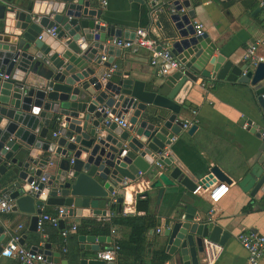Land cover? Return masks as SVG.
I'll return each mask as SVG.
<instances>
[{
    "label": "water",
    "instance_id": "95a60500",
    "mask_svg": "<svg viewBox=\"0 0 264 264\" xmlns=\"http://www.w3.org/2000/svg\"><path fill=\"white\" fill-rule=\"evenodd\" d=\"M172 5L174 12L167 15L171 30L165 36L179 68L142 82L128 70L111 72L109 79L96 75L105 40L128 36L118 27L99 26L96 0H0V192L13 201L12 212L28 216V232L40 235L36 221L43 206L62 209L64 217L90 213L103 218L116 186L143 177L155 191V205L163 194L179 195L181 203L169 212L162 232L165 251L179 264H201L203 238L220 246L229 238L209 215H196L180 189L191 193L197 185L206 188L214 179L229 183L230 178L215 164L192 173L172 153L164 155V148L180 131L179 101L197 79L246 87L264 126V64L250 68L215 54L205 34L195 36L188 0ZM52 28L53 36L45 34ZM112 49L106 47L108 55ZM109 60L102 67L109 68ZM28 73L36 79L27 81ZM109 116H125L128 127L121 129ZM50 121V128L63 124L54 141L47 138ZM246 125L256 137L263 133L250 121ZM195 130L192 125L186 133ZM50 158L54 171L43 174ZM263 159L264 151L255 168L237 173L242 192L264 193ZM40 176L46 182L28 193V184ZM63 229L61 219L57 230ZM109 240L78 236L77 264H104L94 255ZM29 250L48 264L68 263L47 243Z\"/></svg>",
    "mask_w": 264,
    "mask_h": 264
},
{
    "label": "crops",
    "instance_id": "0c3cea01",
    "mask_svg": "<svg viewBox=\"0 0 264 264\" xmlns=\"http://www.w3.org/2000/svg\"><path fill=\"white\" fill-rule=\"evenodd\" d=\"M141 3L129 0H105V5L101 6L96 0V7L100 9V24L118 27L122 32L133 34L136 29H146L158 43L167 48L165 33L171 30V25L167 15L168 8L178 0H141ZM192 9L193 18L191 21L198 22L202 26V34H205L210 43L215 45V54L221 55L225 60H230L234 64L242 65V57L246 43L256 41L264 37V0H188ZM184 13V10L181 12ZM108 40H105V43ZM104 43V44H105ZM258 54L263 57L264 47L258 49ZM105 56V61H111L109 68L102 67V63L95 66V73L104 79L108 69L113 67L112 72L130 71L139 81L147 82L150 79L159 78L155 70L149 65V53L142 49L136 54H130L124 50L113 48L108 55L103 45V51L99 57ZM36 78L29 73L27 81ZM199 79L193 86L181 96L180 109L176 116L179 123L192 121L196 130L187 135L186 131L180 130L169 147L164 148V155L172 153L178 161L182 162L190 172L204 173L210 165H217L229 178L230 182H219L217 179L212 184L218 182L228 186L226 194L211 206L206 194L200 191L196 195L180 189L183 193L184 203L190 205L196 215H209L210 220L219 225L229 234V238L222 246L221 255L216 264H245L246 254L236 240V235L240 231H253L264 237V193L242 192L236 185V175L238 172H245L250 168H255L256 163L262 158L264 142L261 136L256 137L250 133V128L243 127L247 121L252 125L263 128L259 122V115L253 102L250 91L240 85L230 83L204 82L205 87L199 86ZM264 84V82H263ZM122 121L126 117L122 116ZM244 121V122H243ZM48 124L47 138H51L54 132ZM121 128V127H120ZM122 129V128H121ZM51 165L42 167L43 174L54 171V160L50 158ZM190 167V168H189ZM196 175V174H195ZM148 179L139 178L135 181H126L120 188L117 185L114 192L121 199V215L123 216H143L144 212L135 210V198H146L148 201L147 215L154 219V227L142 235L141 242L135 245H125L121 251H117L114 260L104 264H160L161 257H166L163 264H179L175 256H170L165 251L166 239L162 232L169 212L180 202L178 196L170 198L163 194L155 205V191L148 189ZM258 194V195H257ZM142 195H145L144 197ZM257 195V196H256ZM255 196L257 199H255ZM44 212H55L57 208L43 206ZM108 205L105 207L103 218L93 217L90 213L85 217H64L65 230L71 226L75 227L73 233L62 236L61 232L46 224L45 232L39 236L27 231L28 216L10 212L0 215V246L12 238L17 237L22 240V245L26 249L32 246L40 247L47 243L51 251H59L62 260L67 264H77L79 260L78 236H93L88 233V229L101 221H108ZM21 226L19 229L18 227ZM115 235H110L109 242L99 244L100 251L105 245L113 242V239L125 240L128 233L127 228L116 227ZM159 231V232H157ZM48 234L58 235L59 239H47ZM96 237V236H94ZM101 237V236H98ZM64 249V251H62ZM201 263V254L199 256ZM0 264H17L12 259L0 257ZM264 264V252L259 261Z\"/></svg>",
    "mask_w": 264,
    "mask_h": 264
},
{
    "label": "built area",
    "instance_id": "2783aa9c",
    "mask_svg": "<svg viewBox=\"0 0 264 264\" xmlns=\"http://www.w3.org/2000/svg\"><path fill=\"white\" fill-rule=\"evenodd\" d=\"M100 5H105V0H99ZM169 14H172L173 6L168 8ZM168 14V15H169ZM192 20V19H191ZM192 29L195 36L202 35V26L198 22L191 21ZM54 29H49L45 31V34L53 36ZM39 39V37H38ZM111 46L118 50H124L130 54H136L139 50H146L149 53V65L155 70L157 77H162L166 75L171 70H177L179 68L178 62L170 54L169 50L158 43L156 37H154L146 29H136L133 32L132 39H122V38H113L106 41L104 47ZM264 47V37L246 43L245 51L242 57V62L247 63L250 68H254L257 63L263 62V57L258 54V49ZM99 64L105 61V56L102 55L98 59ZM113 71V67L108 69L104 77H107ZM5 78V77H4ZM199 86L201 88L205 87V83L199 81ZM109 119L116 123L118 127L126 129L128 123L126 121L118 120L109 116ZM194 125L192 121H186L181 123L180 130L186 131L190 126ZM248 125L243 124V127L247 128ZM63 128V124L59 123L55 126V131L51 133V138H56L59 135L60 130ZM264 136V133L260 134ZM174 140V136L171 138V142ZM264 165V159L262 161ZM51 165L48 162V166ZM264 173V172H263ZM46 178L40 176L39 178L33 179L28 184V193H36L38 191L37 184L45 183ZM126 184V181H123L120 185L122 188ZM228 186L225 184H220L218 182L210 184L206 188H202L201 185H197L193 191L192 195L198 194L200 191L205 192L207 200L211 206H214L218 201L226 194ZM118 199V195L115 192H112L109 197L108 204H114ZM13 206V201L9 198L8 193L0 192V215L7 214L11 212ZM64 213L62 209H57L51 214L42 213L37 216L36 221V230L41 233L43 225L47 224L53 229H57V224L59 220H63ZM19 229L21 226L18 227ZM75 227L71 226L68 230H61V234L65 237L69 233H73ZM159 232V231H157ZM114 234V229H110V235ZM236 240L240 247L244 250L245 264H259V261L264 252V237L253 231H240L236 235ZM64 251V249L62 250ZM118 251V246L113 241L109 244L107 249L98 251L94 255V259L101 261L103 263H110L114 260V257ZM222 252V246L214 243L207 238L201 240V264H216ZM0 257L6 259H12L17 262V264H48L45 262L43 255L39 253H32L29 249L24 248L18 244V238L12 237L8 239L0 250Z\"/></svg>",
    "mask_w": 264,
    "mask_h": 264
},
{
    "label": "trees",
    "instance_id": "16d2710c",
    "mask_svg": "<svg viewBox=\"0 0 264 264\" xmlns=\"http://www.w3.org/2000/svg\"><path fill=\"white\" fill-rule=\"evenodd\" d=\"M53 131H55V127L53 128ZM107 205L109 211L108 221H101L98 224L92 225L87 232L92 233L93 236L96 237L98 236L108 237L110 233V229H115L116 227L127 228L128 233L126 234L125 240H121V238L113 239V241H115V243L118 246V252L121 251L125 245L137 246L143 239L142 235H145L148 230L153 229L154 227L155 223L153 217L148 216L146 214L148 207V201L146 198H140L139 195H137L135 198V210L141 209L144 212L143 216L129 217V216L121 215V204L118 203L117 200L114 204L110 203ZM44 213L51 214L49 212H44ZM45 225L46 224L43 225L41 232H45V227H44ZM54 232L55 234L58 233L56 232V229L54 230ZM55 234H48L47 239L50 241L52 239H56V237L59 239L58 235ZM113 235H115V230ZM108 247L109 245H105L104 249H107ZM164 261H166V257L163 256L160 259V264H163Z\"/></svg>",
    "mask_w": 264,
    "mask_h": 264
}]
</instances>
